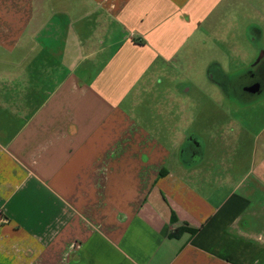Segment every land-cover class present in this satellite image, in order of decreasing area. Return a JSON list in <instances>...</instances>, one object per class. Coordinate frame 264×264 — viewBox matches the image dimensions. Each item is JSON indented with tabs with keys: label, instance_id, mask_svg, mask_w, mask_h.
I'll list each match as a JSON object with an SVG mask.
<instances>
[{
	"label": "crops",
	"instance_id": "1",
	"mask_svg": "<svg viewBox=\"0 0 264 264\" xmlns=\"http://www.w3.org/2000/svg\"><path fill=\"white\" fill-rule=\"evenodd\" d=\"M231 23L264 0H0V264H264V120L182 146L189 98L139 111Z\"/></svg>",
	"mask_w": 264,
	"mask_h": 264
},
{
	"label": "rangeland",
	"instance_id": "2",
	"mask_svg": "<svg viewBox=\"0 0 264 264\" xmlns=\"http://www.w3.org/2000/svg\"><path fill=\"white\" fill-rule=\"evenodd\" d=\"M217 26L208 36L202 39L197 36L195 49L184 50L182 54L184 61L178 63L179 73L175 72L178 78L173 84L165 77L162 81L163 85L158 87V90H161L159 97L154 93H146L139 111L147 114L148 117L144 122L148 127L153 126L154 123H151L153 121L157 123L155 127L160 126L168 133L171 131L174 122L170 121L168 115L158 112L161 109L160 105L166 106V101L171 97L165 95L167 91L173 93L175 98H189L192 102L191 110L194 112V118L190 121V125L183 126V131L190 129L187 133L199 138L202 146H221L224 142L226 143L224 146H238L240 138L236 131L237 119L241 118L242 124L249 125L253 123V119L264 120V98L259 97L246 102L245 98L240 100L228 97L218 82L219 74L217 76L215 69H213L215 78L209 75L212 63L219 64L223 73L232 77L242 73L241 71L259 56V48L264 47V38L256 39V42L251 41L242 32L241 24L231 23L230 29L225 27L218 29ZM184 87H189L190 90L184 92L182 91ZM165 88L168 90H164ZM170 106L171 104L168 108ZM176 106L178 105L175 104V108ZM175 108L172 105L170 109L173 111ZM228 122L232 124L227 125ZM160 130L155 128L152 132L158 134ZM251 144L252 139L245 136V144L241 146H251Z\"/></svg>",
	"mask_w": 264,
	"mask_h": 264
},
{
	"label": "flooded vegetation",
	"instance_id": "3",
	"mask_svg": "<svg viewBox=\"0 0 264 264\" xmlns=\"http://www.w3.org/2000/svg\"><path fill=\"white\" fill-rule=\"evenodd\" d=\"M213 69H215L217 76L219 74L218 82H220L222 90L226 92L228 97L245 98L246 102L259 97L264 98V57L258 64H251L242 70V73L236 74L235 77L223 73L221 67L214 64L209 70V75L213 78H215ZM218 71L220 72L218 73ZM182 146H202V141L191 134Z\"/></svg>",
	"mask_w": 264,
	"mask_h": 264
},
{
	"label": "water",
	"instance_id": "4",
	"mask_svg": "<svg viewBox=\"0 0 264 264\" xmlns=\"http://www.w3.org/2000/svg\"><path fill=\"white\" fill-rule=\"evenodd\" d=\"M263 57H264V54H260L252 65L258 64L262 60Z\"/></svg>",
	"mask_w": 264,
	"mask_h": 264
}]
</instances>
